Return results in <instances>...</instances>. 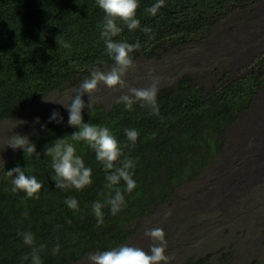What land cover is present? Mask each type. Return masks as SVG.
<instances>
[{"label": "trees", "instance_id": "1", "mask_svg": "<svg viewBox=\"0 0 264 264\" xmlns=\"http://www.w3.org/2000/svg\"><path fill=\"white\" fill-rule=\"evenodd\" d=\"M259 1L164 0L151 16L146 9L157 0H138L140 27L129 31L118 24L122 31L112 39L139 41L138 50L146 56H162L174 45L209 34L211 25L229 13ZM103 18L96 0H0V119L14 118L22 105L67 81L84 79L90 68L113 64L101 38ZM143 28H150V33ZM263 62L264 57L249 67L247 75L222 77L209 89L191 73L183 74L158 89V114L138 103L127 111L116 101L107 110L85 108L83 121L108 127L124 155L135 162L136 187L123 193L125 205L116 215L105 205L99 225L92 204L108 198L105 172L84 142L71 141L78 129L68 125V116L60 123L48 122L29 138L37 154H24L19 148L0 170V264H31L32 248L23 244L21 232L32 233L42 264H74L89 253L128 241L132 221L167 203L177 188L195 179L224 150L228 126L249 108L264 82L258 68ZM125 129L139 133L134 148ZM61 138L73 143L76 154L92 169V184L81 191L60 190L51 179L54 172L45 148ZM15 167L42 183L38 199L10 191L6 172ZM118 187L123 191L124 182ZM68 198L78 201L77 210L66 205ZM219 260L223 263L224 258Z\"/></svg>", "mask_w": 264, "mask_h": 264}, {"label": "rangeland", "instance_id": "2", "mask_svg": "<svg viewBox=\"0 0 264 264\" xmlns=\"http://www.w3.org/2000/svg\"><path fill=\"white\" fill-rule=\"evenodd\" d=\"M247 10L230 13L209 38L191 44L187 52L185 48L186 55L182 57V50L175 54L171 66L166 61L157 63L154 75H146L150 67L156 66L150 65L153 62L133 60L134 66L124 77L126 83L145 88L156 81L160 87L183 73H193L203 86L209 87L225 76L247 75L249 67L264 57V22L259 20L264 16V1ZM232 24H238L236 30ZM255 24L258 26L254 28ZM258 68L264 75V62ZM82 82L71 85L70 90L54 91L44 99L67 105ZM124 91L127 88L107 89L101 84L90 100L86 94L82 99L88 105L108 104ZM44 99L25 106L12 120H0V167L14 154L7 147L12 135L29 139L53 111L59 116L67 113L61 104ZM241 121L247 124L243 129L247 132L239 130L236 122L229 125L224 150L195 179L185 181L175 198L133 224V234L122 245L148 251L151 241L144 233L159 227L167 241L168 264H181L208 253L210 264H264V82L242 113ZM221 253L223 263L218 262ZM88 256L74 264H88Z\"/></svg>", "mask_w": 264, "mask_h": 264}, {"label": "clouds", "instance_id": "3", "mask_svg": "<svg viewBox=\"0 0 264 264\" xmlns=\"http://www.w3.org/2000/svg\"><path fill=\"white\" fill-rule=\"evenodd\" d=\"M260 1H264V0H260ZM96 4L104 13L103 23L100 26L101 38L104 40L106 45V54L113 61V64H104L97 68H92V69L90 68L87 71L88 74L84 79L67 81L62 85V87L51 90L46 94H41V96L37 97L32 102L38 101L40 99H44L46 96H48L50 93L54 91H62L64 89L70 90L73 87L71 85H75L83 81L79 85V87L74 90L75 94L71 97L70 103H68L67 105L53 100L44 99L45 102L61 104L63 107H65L67 113L59 116L58 112L53 111L49 120L43 125V127L48 122L55 121L57 123H60L63 117L68 116V121H67L68 125L78 129V131H75L70 135L71 141L84 142L95 153L96 161L105 172L104 188L108 191V198L105 200L104 203L97 201L92 204V212L97 218V224L99 225L103 223L102 209L105 207V205L109 206L110 213L112 215H116L119 211L122 210V207L125 205V199L123 193L124 192L131 193L133 189L136 187V182L132 178L133 175L132 170L135 168V162L133 161V159H131L130 156L124 155L117 139L111 133L108 127L84 122L82 111L85 108L93 107V106H100L105 110H107L116 101L117 104L120 103L124 104L125 110L127 111H131L133 109V105L138 103L140 104L141 107H146L151 109L153 114H158L156 97H157L158 89L163 86L159 87L158 82L154 81L148 87L145 88L129 87L124 77L127 71L134 66L133 60L138 59L142 61L153 62L150 65H156V66L150 67L149 68L150 70H148L146 75L149 74L154 75L156 72H158L157 67L159 64L166 61L169 62L171 66V63L175 62L174 59L172 58L175 54L177 55L182 50L181 53V57H182L183 54H185L184 51L185 48L187 52V49L191 44L202 42L203 40L209 38L211 34L214 32L215 26L223 25L224 21L226 20V17H228L230 13L226 15L224 18H222L220 21L214 22V24L211 25V29H212L210 30L211 32L207 35L204 34L201 35L202 38L193 41L192 40L186 41V43H183L182 45L181 44L174 45L173 47L168 49L166 54L162 56L161 55L157 56L155 54L146 56L142 50L141 51L138 50L140 48L139 41H137L135 44H129L127 42H123V41L118 42L112 39L122 31V28L118 26V24H122L126 26L129 31L135 30L140 27V21L136 18V11L139 7L138 0H96ZM163 6H164V0H157L156 3H154L151 7L146 9V12L151 16H155L158 10ZM235 12H239V11H234V13ZM259 20L264 22V16L261 15V18ZM261 21L259 22L261 23ZM253 25L254 23L252 24V26ZM231 26L233 29L236 30L238 24L235 25L232 24ZM257 26L258 24L257 25L255 24L254 28ZM141 30L144 31L146 34L150 33L151 31L150 28H143ZM262 30H264V28H262ZM226 48L230 50L231 47L227 46ZM157 63L159 64L157 65ZM105 68L107 69L110 68V70L105 72L103 71L105 70ZM146 71L147 70H145V72ZM191 74L195 78H197L195 74L193 73ZM176 79L177 78L173 79L170 83L174 82ZM101 84L104 85V87L107 89H116L117 87H120V88H127V91L117 94L108 104L101 102V104L91 103L88 105L87 103H85L82 97L86 94L90 100L92 94L97 91L99 85ZM166 85L167 84H165L164 86ZM211 86L212 85L206 88L209 89ZM252 102L253 100L251 101V103ZM27 105L24 106L22 105L21 109H23ZM21 109L19 110V112L21 111ZM244 111H242L238 115L236 120L233 121V123L231 124L233 125L238 119H240L236 122L237 124L236 127H238L239 130L241 129L243 133L247 132L246 130H243L244 128L247 127V124L241 121L242 113ZM14 118L0 119V120L8 121ZM20 123H23V121H20ZM257 129L259 128L256 127V130ZM124 132L127 137V140L130 142V147L134 148L136 140L139 136L138 131L135 129H125ZM7 147L13 149L14 154L10 159L5 161L1 165L0 170L6 162L11 160L15 156V153L19 148L23 149L24 154H37L35 145L29 141L28 137L21 136L19 134H14L11 136ZM250 150L252 151V148ZM45 155L51 157V167L54 172V175L52 176L51 179L55 182L56 188L65 191H69V190L81 191L85 187L92 184V169L86 167L83 159L76 154V148L73 143L67 142L64 138L55 140L54 144H52L50 147L45 148ZM6 174L8 177L11 178L10 183L12 187L10 191L13 194L17 192H23L25 194L26 199L39 198L38 193L40 189L43 187V185L41 182L37 180L35 176L26 175L24 169H21L20 167H15L10 171H7ZM121 181H123L125 185L123 191L118 187ZM178 189L179 188L176 189V193L168 202H170L173 198L177 196ZM65 203L72 210L78 209V201L75 198H68L65 200ZM165 205L166 203L157 207V209H160L162 206ZM132 222L133 223H131V225L134 230L135 226H133V224H135L137 221H132ZM18 235L21 236L24 245L32 248L31 264H42L39 256V249L33 246L34 237L32 233L21 232L18 233ZM144 235L151 241L148 251H145L140 247L129 246V245H122L119 248L117 247L111 250L98 251V252L94 251L88 254L89 255L88 264H168L169 257L165 255L167 241L165 240V233L163 229L159 227L147 229ZM222 254L223 253L219 254L218 262ZM209 257H210V253L204 255L203 257L200 256L195 260L194 259H189V260L199 264L202 263L206 264L207 262L210 264ZM25 259H27V257H25Z\"/></svg>", "mask_w": 264, "mask_h": 264}]
</instances>
